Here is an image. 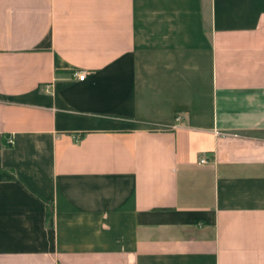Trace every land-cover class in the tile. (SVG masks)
I'll return each mask as SVG.
<instances>
[{
  "label": "crops",
  "instance_id": "obj_1",
  "mask_svg": "<svg viewBox=\"0 0 264 264\" xmlns=\"http://www.w3.org/2000/svg\"><path fill=\"white\" fill-rule=\"evenodd\" d=\"M0 168V264H264V0H0Z\"/></svg>",
  "mask_w": 264,
  "mask_h": 264
},
{
  "label": "trees",
  "instance_id": "obj_2",
  "mask_svg": "<svg viewBox=\"0 0 264 264\" xmlns=\"http://www.w3.org/2000/svg\"><path fill=\"white\" fill-rule=\"evenodd\" d=\"M9 144V143H7ZM16 179V173L11 168H0V181H11ZM48 222L50 226H53V215L48 214Z\"/></svg>",
  "mask_w": 264,
  "mask_h": 264
},
{
  "label": "built area",
  "instance_id": "obj_3",
  "mask_svg": "<svg viewBox=\"0 0 264 264\" xmlns=\"http://www.w3.org/2000/svg\"><path fill=\"white\" fill-rule=\"evenodd\" d=\"M86 71L85 70H81V71H79V72H77L76 73V77L79 79V80H84L85 78H86ZM176 120H177V122H181V117L180 116H178L177 118H176ZM9 143H11L12 142V139H9V141H8ZM201 163H206V160H204V159H202L201 160Z\"/></svg>",
  "mask_w": 264,
  "mask_h": 264
}]
</instances>
